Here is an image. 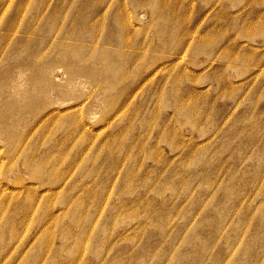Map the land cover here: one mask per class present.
I'll return each instance as SVG.
<instances>
[{
    "label": "rangeland",
    "instance_id": "obj_1",
    "mask_svg": "<svg viewBox=\"0 0 264 264\" xmlns=\"http://www.w3.org/2000/svg\"><path fill=\"white\" fill-rule=\"evenodd\" d=\"M0 264H264V0H0Z\"/></svg>",
    "mask_w": 264,
    "mask_h": 264
}]
</instances>
